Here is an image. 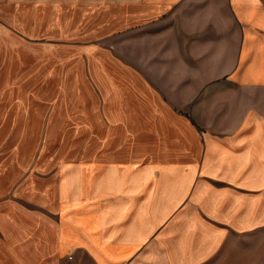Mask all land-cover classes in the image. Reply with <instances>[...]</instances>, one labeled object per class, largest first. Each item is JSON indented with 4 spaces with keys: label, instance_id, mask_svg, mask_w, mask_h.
<instances>
[{
    "label": "crops",
    "instance_id": "crops-1",
    "mask_svg": "<svg viewBox=\"0 0 264 264\" xmlns=\"http://www.w3.org/2000/svg\"><path fill=\"white\" fill-rule=\"evenodd\" d=\"M96 2L132 27L131 65L100 74V109L85 113L99 151L51 184L13 188L5 164L28 125H12L0 264H264V0H0V45L41 6ZM5 64L0 93L22 106Z\"/></svg>",
    "mask_w": 264,
    "mask_h": 264
},
{
    "label": "rangeland",
    "instance_id": "rangeland-1",
    "mask_svg": "<svg viewBox=\"0 0 264 264\" xmlns=\"http://www.w3.org/2000/svg\"><path fill=\"white\" fill-rule=\"evenodd\" d=\"M30 15L34 21L30 20L27 30L5 36L0 45V72L6 71L2 68L6 62L4 67L14 72L13 96L18 90L27 96L20 106L11 101L17 97L4 98L11 92L0 93V114L5 110L0 119L9 126L0 157L18 143L15 121L22 118L28 125L20 153L5 164L12 172L13 188L26 181L51 184L61 162L80 161L99 151L98 132L84 131L85 113L100 109V74L117 71L111 68L114 62L130 66L132 56V27L122 26L114 5H61L55 15L48 6H41ZM7 28L0 10V36ZM20 109L28 115L20 117Z\"/></svg>",
    "mask_w": 264,
    "mask_h": 264
}]
</instances>
